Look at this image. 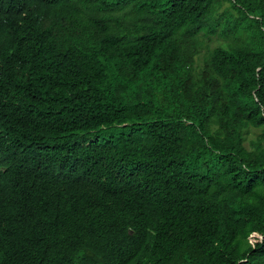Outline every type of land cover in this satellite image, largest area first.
<instances>
[{"label": "trees", "instance_id": "16d2710c", "mask_svg": "<svg viewBox=\"0 0 264 264\" xmlns=\"http://www.w3.org/2000/svg\"><path fill=\"white\" fill-rule=\"evenodd\" d=\"M0 167V264H264V0H0Z\"/></svg>", "mask_w": 264, "mask_h": 264}, {"label": "rangeland", "instance_id": "374dc122", "mask_svg": "<svg viewBox=\"0 0 264 264\" xmlns=\"http://www.w3.org/2000/svg\"><path fill=\"white\" fill-rule=\"evenodd\" d=\"M213 45H215V41L213 42ZM251 242L253 243V241L251 240Z\"/></svg>", "mask_w": 264, "mask_h": 264}, {"label": "clouds", "instance_id": "9594fccd", "mask_svg": "<svg viewBox=\"0 0 264 264\" xmlns=\"http://www.w3.org/2000/svg\"><path fill=\"white\" fill-rule=\"evenodd\" d=\"M2 168L0 167V170H1Z\"/></svg>", "mask_w": 264, "mask_h": 264}]
</instances>
